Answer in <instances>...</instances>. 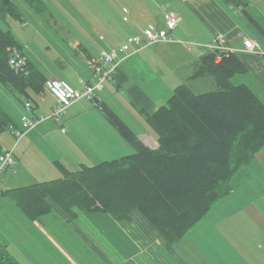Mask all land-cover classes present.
<instances>
[{
  "label": "crops",
  "instance_id": "crops-1",
  "mask_svg": "<svg viewBox=\"0 0 264 264\" xmlns=\"http://www.w3.org/2000/svg\"><path fill=\"white\" fill-rule=\"evenodd\" d=\"M121 1L120 9L105 5L100 8L104 21L99 24L74 23L77 32L68 47L70 56L60 55L66 62H61L56 72H45L26 57L47 80L42 93L31 94L36 114L48 116L54 106L46 88L49 80L76 89L80 88L79 80L91 83L89 59L102 50L119 47L143 29H165V18L170 13L178 19L169 34L172 42L129 54L118 65L113 80L96 89L93 101L73 103L59 125L45 119L33 128L23 129L24 104L0 85V107L13 124L0 133V154L11 152L13 157V164L0 173V245L11 258L10 264H264V149L233 175L229 193L173 244L137 212L131 213L128 221H119L102 212L75 210V214H68L49 201V212L30 220L8 196L1 195L47 182L44 178L48 175L61 178L56 162L75 172L81 166L91 167L133 154L132 146L102 116L98 103H105L144 144L149 146L147 140L156 142L144 115L154 113L175 88L165 80L175 76L174 69H165L162 62L168 59L197 64L205 53L203 47L218 34L225 36L229 48L237 50L233 56L247 70L239 76L248 77V83L240 84L247 85L264 103V58L242 49V42L251 40L264 53V37L256 29L246 33L240 27L236 22L241 17L239 9L216 0ZM249 15L264 31L255 16ZM191 76L188 81L198 80ZM15 131L23 133L20 139ZM6 171L10 172L9 181L1 185Z\"/></svg>",
  "mask_w": 264,
  "mask_h": 264
},
{
  "label": "trees",
  "instance_id": "trees-1",
  "mask_svg": "<svg viewBox=\"0 0 264 264\" xmlns=\"http://www.w3.org/2000/svg\"><path fill=\"white\" fill-rule=\"evenodd\" d=\"M238 9L264 37L263 29L238 0H216ZM36 13L47 7L43 0H24ZM7 16L20 21L17 7L0 0V22ZM21 45L0 27V85L23 104L37 109L31 94L43 92L46 79L26 58L27 73L7 65V48ZM215 52L205 50L191 79L211 77L215 91L195 94L184 84L173 89L165 105L144 115L156 136V148L144 144L105 103L102 116L134 152L98 165L70 172L56 162L61 178L34 183L1 193L8 196L30 220L50 210L49 201L68 214L102 212L119 221L139 213L168 243L180 241L230 191V181L264 149V103L245 84H233L246 68L233 55L215 63ZM93 101V100H92ZM13 127L0 107V133ZM11 258L0 245V264Z\"/></svg>",
  "mask_w": 264,
  "mask_h": 264
},
{
  "label": "rangeland",
  "instance_id": "rangeland-1",
  "mask_svg": "<svg viewBox=\"0 0 264 264\" xmlns=\"http://www.w3.org/2000/svg\"><path fill=\"white\" fill-rule=\"evenodd\" d=\"M43 1L45 2L47 9L42 13H36L31 8L29 3L24 2V0H12V3L19 11L20 21H16L12 17L7 16L4 21L0 22V27L3 30H9L15 40L21 45L26 57H28L35 65L39 66L45 72H56L55 70L62 67L61 62H66L61 61L60 57H64L65 55L70 56L68 55V47L71 48L73 36L77 32V30L73 28L75 25L74 23H91L95 21V23L99 24L104 21L100 9L103 5L106 7H116V9H120L123 5L121 0ZM242 1L246 4L245 9L248 13L255 16V18L264 27V0ZM238 14L241 15V17H237L236 22L246 33H251L253 29H256L241 12V8L238 10ZM155 47L156 46L154 45L152 49H156ZM192 47L194 46H191V49ZM66 60H68V57H66ZM162 65H164L165 69H174L175 76L168 79L165 78V80L169 82L168 85L172 87H176L181 84L187 85L188 83V86H190L191 90L195 94L215 91V83L211 77H203L202 79H198L196 81H188L189 76L193 73L194 67L197 65L196 63L188 64L185 61L180 63L179 60L177 62H173L172 60L166 59L162 62ZM156 72L158 73V70H156ZM165 72L166 71H164V73ZM160 75L161 74L159 73V78ZM231 82L235 85L248 83V77L235 76ZM170 96L171 94L168 95V98ZM165 103L166 102L164 100L161 106L165 105ZM127 121H129L128 118ZM146 143L149 146L152 145L153 147H157L156 142L147 140ZM3 175L7 176L3 177L1 185L9 181L8 178L10 176V172L6 171ZM1 176L2 174H0V177ZM45 177L46 178L44 179H47L48 181L55 180L56 178L55 176L53 177L50 175Z\"/></svg>",
  "mask_w": 264,
  "mask_h": 264
},
{
  "label": "built area",
  "instance_id": "built-area-1",
  "mask_svg": "<svg viewBox=\"0 0 264 264\" xmlns=\"http://www.w3.org/2000/svg\"><path fill=\"white\" fill-rule=\"evenodd\" d=\"M177 22V17L170 13L165 18V29L158 31L143 29L138 34L128 37L119 47L100 51L96 58H91L87 61V69L92 76L91 83L79 80V89L72 88L56 79L49 80L46 88L54 99V106L50 114L48 116L34 114L31 103L25 102L24 111L26 115L21 118L23 129L33 128L34 125L41 123L45 119H50L59 125L60 119L65 115L69 106L82 99L92 101L95 97L96 89L102 83L113 80L118 65L124 62L129 54L147 49L156 44L172 42L169 34L175 29ZM203 48L217 54L215 63L220 62L222 57L237 53L236 49L227 46L226 38L222 34L216 35L212 42L206 44ZM242 49L249 54L257 55L260 59L264 58V53L259 50L257 42L251 40L243 41ZM6 51L9 69L15 73L26 74L27 61L22 52L15 46L8 47ZM60 128L63 132L65 131L63 126H60ZM14 135L17 139H20L23 133L15 131ZM12 164L13 157L11 152L0 154V173L8 169Z\"/></svg>",
  "mask_w": 264,
  "mask_h": 264
},
{
  "label": "water",
  "instance_id": "water-1",
  "mask_svg": "<svg viewBox=\"0 0 264 264\" xmlns=\"http://www.w3.org/2000/svg\"><path fill=\"white\" fill-rule=\"evenodd\" d=\"M8 0H1L2 3H6Z\"/></svg>",
  "mask_w": 264,
  "mask_h": 264
}]
</instances>
